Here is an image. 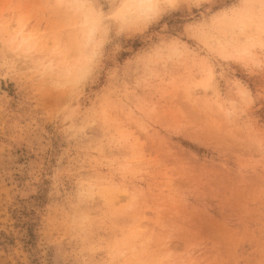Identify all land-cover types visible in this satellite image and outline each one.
I'll return each instance as SVG.
<instances>
[{
    "label": "rangeland",
    "instance_id": "rangeland-1",
    "mask_svg": "<svg viewBox=\"0 0 264 264\" xmlns=\"http://www.w3.org/2000/svg\"><path fill=\"white\" fill-rule=\"evenodd\" d=\"M132 1L0 0V264H264V0Z\"/></svg>",
    "mask_w": 264,
    "mask_h": 264
},
{
    "label": "bare ground",
    "instance_id": "bare-ground-1",
    "mask_svg": "<svg viewBox=\"0 0 264 264\" xmlns=\"http://www.w3.org/2000/svg\"><path fill=\"white\" fill-rule=\"evenodd\" d=\"M132 5L133 7L137 8L138 11L140 12H145V11H148V10H151L153 8V5H152V0H133L132 1ZM139 12V13H140ZM255 22V21H254ZM260 27V26H259ZM259 29V28H258ZM264 32V30H259V32ZM87 34H88V37H87V41L90 39V37L92 36L93 34V29L92 28H88L87 29ZM27 40L26 39H21L20 41V45L24 44ZM20 47V46H19Z\"/></svg>",
    "mask_w": 264,
    "mask_h": 264
}]
</instances>
